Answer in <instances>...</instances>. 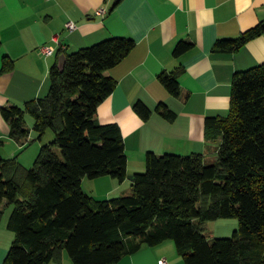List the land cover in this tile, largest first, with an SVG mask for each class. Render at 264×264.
Wrapping results in <instances>:
<instances>
[{
	"label": "trees",
	"instance_id": "obj_1",
	"mask_svg": "<svg viewBox=\"0 0 264 264\" xmlns=\"http://www.w3.org/2000/svg\"><path fill=\"white\" fill-rule=\"evenodd\" d=\"M263 34L264 21L236 39L219 40L213 52L234 54ZM135 48L126 38L73 53L61 48L49 94L2 108L10 137L23 151L31 142L28 116L38 140L48 131L55 135L31 168L20 161L21 153L0 155V226L11 210L8 229L14 234L4 264L60 263L65 254L73 264H120L167 241L175 243L185 264H264V64L236 73L229 116L206 121L207 138L222 139L215 163L199 154L149 152L146 171L134 176L130 195L98 200L83 190L86 179L110 177L123 184L129 176L120 127L102 125L98 108L117 87L105 73ZM193 48L180 42L174 57ZM62 55L64 71L58 67ZM14 68L6 57L2 73ZM184 74L180 67L161 73L158 81L179 98ZM134 110L144 121L152 115L143 103ZM156 112L169 122L177 117L165 104ZM227 219L239 222L231 238L206 236L209 222Z\"/></svg>",
	"mask_w": 264,
	"mask_h": 264
},
{
	"label": "crops",
	"instance_id": "obj_2",
	"mask_svg": "<svg viewBox=\"0 0 264 264\" xmlns=\"http://www.w3.org/2000/svg\"><path fill=\"white\" fill-rule=\"evenodd\" d=\"M100 10L105 13L98 15ZM262 21L264 0H0V155L7 159L23 151L10 137L11 128L2 117V108L23 106L49 94L50 71L62 46L73 53L108 39L126 38L134 40L136 48L105 73L117 87L99 106L98 120L102 125L120 127L128 175L146 171L149 152L159 156L199 154L207 164L215 163L222 139L207 138L206 121L229 116L236 73L264 64V34L234 54L214 53L213 49L219 40L236 39ZM71 22L76 25L73 31L67 28ZM180 42L191 43L194 48L175 58ZM44 46L54 47V55L40 53ZM6 57L14 61L15 68L2 73ZM180 67L185 74L180 82L181 95L176 98L160 84L158 76ZM138 103L152 111L149 120L135 112ZM159 104L177 115L173 122L156 112ZM28 126L31 141L38 140L31 121ZM39 142L31 148L28 162L19 157L26 167L45 145L44 139ZM97 180L95 192L84 189L86 180L83 190L98 200H109L107 197L121 188L109 177ZM126 182L131 184L128 178L123 184ZM100 184H109L108 189L103 191ZM10 214L8 210L0 226V264H4L14 241L8 229ZM214 226L216 234L211 239L231 238L239 222L219 220ZM162 259L169 264H185L172 241L144 247L120 264H158ZM52 264L73 262L65 254L62 262Z\"/></svg>",
	"mask_w": 264,
	"mask_h": 264
},
{
	"label": "rangeland",
	"instance_id": "obj_3",
	"mask_svg": "<svg viewBox=\"0 0 264 264\" xmlns=\"http://www.w3.org/2000/svg\"><path fill=\"white\" fill-rule=\"evenodd\" d=\"M27 121H31L33 123V119L30 116L27 117ZM54 136L55 135H54V133L52 131H48L47 134H46V136L44 137V143H45V145L46 144L47 145L50 144V142H51L50 140H52V142H53ZM36 139H38V138H36ZM38 143H40L39 140H33V141L30 142V144L28 145V147L24 151H22V153L20 155L21 156L20 158L23 160V162H28V159L30 158L31 153L33 151L31 148L33 147V145H36ZM30 149H31V151H30ZM33 163H31V164H28L27 163L28 164L27 165V168H31L33 166ZM109 179H112V178L109 177ZM95 181H98V180H88V179H86V184L84 185V189L88 193L91 192V194H92L93 192L91 190H93V191L95 190V187H96L95 186V183H96ZM115 181H117V180H115ZM117 183H118L119 187H121V188L119 189V191H117V192L115 191L113 193V195H111V196H109L107 198L114 199V198H118L119 194H121L122 196H127V195H130L132 193V187H131V184L129 182H126L125 185L124 184H120L118 181H117ZM108 185L109 184H106L104 186L103 184H100V188H103V191H105V190L108 189L107 188ZM123 191H125L126 193H122ZM214 225H215V222H209L208 225H207V230H206L205 234H206V236L209 239L214 238L213 236H215V234H216V228H215Z\"/></svg>",
	"mask_w": 264,
	"mask_h": 264
},
{
	"label": "built area",
	"instance_id": "obj_4",
	"mask_svg": "<svg viewBox=\"0 0 264 264\" xmlns=\"http://www.w3.org/2000/svg\"><path fill=\"white\" fill-rule=\"evenodd\" d=\"M104 13H105V10H100V11H98L97 14L102 15ZM67 28H68V30L73 31L76 29V25L71 22V23L67 24ZM62 49H66V48L62 46ZM40 53H42L43 55H46V56H51V55H54L55 48L51 47V46H44L40 49ZM158 264H169V263L166 259H162L158 262Z\"/></svg>",
	"mask_w": 264,
	"mask_h": 264
},
{
	"label": "water",
	"instance_id": "obj_5",
	"mask_svg": "<svg viewBox=\"0 0 264 264\" xmlns=\"http://www.w3.org/2000/svg\"><path fill=\"white\" fill-rule=\"evenodd\" d=\"M65 65H66V56L65 55H62L59 59V64H58V67L61 71H64L65 69ZM128 179L130 181H133L134 179V176H128Z\"/></svg>",
	"mask_w": 264,
	"mask_h": 264
}]
</instances>
